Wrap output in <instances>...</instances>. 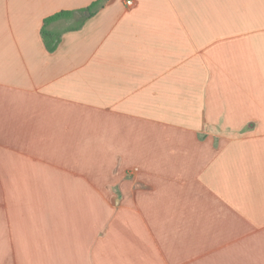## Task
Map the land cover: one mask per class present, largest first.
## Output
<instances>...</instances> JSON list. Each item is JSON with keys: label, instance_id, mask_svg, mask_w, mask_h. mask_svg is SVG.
<instances>
[{"label": "crops", "instance_id": "obj_1", "mask_svg": "<svg viewBox=\"0 0 264 264\" xmlns=\"http://www.w3.org/2000/svg\"><path fill=\"white\" fill-rule=\"evenodd\" d=\"M125 1L0 0V264H264V0Z\"/></svg>", "mask_w": 264, "mask_h": 264}, {"label": "rangeland", "instance_id": "obj_2", "mask_svg": "<svg viewBox=\"0 0 264 264\" xmlns=\"http://www.w3.org/2000/svg\"><path fill=\"white\" fill-rule=\"evenodd\" d=\"M202 34L210 40H264V29L204 30Z\"/></svg>", "mask_w": 264, "mask_h": 264}, {"label": "trees", "instance_id": "obj_3", "mask_svg": "<svg viewBox=\"0 0 264 264\" xmlns=\"http://www.w3.org/2000/svg\"><path fill=\"white\" fill-rule=\"evenodd\" d=\"M99 4V2H95L93 4H91L87 9L90 11L92 8H94L95 6H97ZM70 16V12H59L56 13L46 19H44L43 24H42V28H41V36H42V40L44 42V45L47 49V51L52 52L54 51V49L57 47L58 42L60 40V34L52 32L48 29V26L61 19V18H68Z\"/></svg>", "mask_w": 264, "mask_h": 264}, {"label": "built area", "instance_id": "obj_4", "mask_svg": "<svg viewBox=\"0 0 264 264\" xmlns=\"http://www.w3.org/2000/svg\"><path fill=\"white\" fill-rule=\"evenodd\" d=\"M125 5H126L127 7H132V6L134 5V2H133V0H126V1H125Z\"/></svg>", "mask_w": 264, "mask_h": 264}]
</instances>
